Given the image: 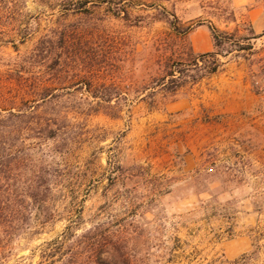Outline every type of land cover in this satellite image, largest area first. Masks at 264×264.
<instances>
[{
  "label": "rangeland",
  "instance_id": "rangeland-1",
  "mask_svg": "<svg viewBox=\"0 0 264 264\" xmlns=\"http://www.w3.org/2000/svg\"><path fill=\"white\" fill-rule=\"evenodd\" d=\"M239 15L230 0H0V117L38 107L68 139L32 141L55 222L0 264H53L72 220L79 264L104 241L129 264H264V40Z\"/></svg>",
  "mask_w": 264,
  "mask_h": 264
},
{
  "label": "trees",
  "instance_id": "trees-1",
  "mask_svg": "<svg viewBox=\"0 0 264 264\" xmlns=\"http://www.w3.org/2000/svg\"><path fill=\"white\" fill-rule=\"evenodd\" d=\"M47 1L49 0H39L41 3ZM63 1L79 4L87 0ZM162 12V20L174 25L175 15L164 7ZM211 32L215 48H220L225 43L233 46L236 43L233 35L215 28H211ZM218 55L213 53L207 56L216 58ZM219 66L215 61L208 73L214 74ZM167 79L171 85L177 82L174 70L162 77L163 85ZM167 86L164 88L170 93H174L179 87L176 84L169 88ZM37 109L38 107L23 105L18 111L9 110L5 116L0 117V262L10 258L15 244L31 240L34 221L38 225L55 222V202L52 195L57 184L53 166L44 159H35L33 155L36 148L32 141L37 139L43 143L62 140L66 147L67 120L60 116L37 115ZM76 218L79 220L80 215ZM76 225L77 220L70 221L64 231L47 244L57 251L49 253L53 264L81 262V242L75 233ZM106 242L100 245L89 242L88 264H129L124 260L122 247Z\"/></svg>",
  "mask_w": 264,
  "mask_h": 264
},
{
  "label": "crops",
  "instance_id": "crops-1",
  "mask_svg": "<svg viewBox=\"0 0 264 264\" xmlns=\"http://www.w3.org/2000/svg\"><path fill=\"white\" fill-rule=\"evenodd\" d=\"M231 6L240 11L234 23H243L248 26L250 36L258 42L264 40V0H230ZM199 50L198 45H193ZM211 49V43H209Z\"/></svg>",
  "mask_w": 264,
  "mask_h": 264
}]
</instances>
